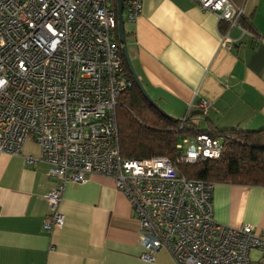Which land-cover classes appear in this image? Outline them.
Listing matches in <instances>:
<instances>
[{"label":"built area","instance_id":"obj_1","mask_svg":"<svg viewBox=\"0 0 264 264\" xmlns=\"http://www.w3.org/2000/svg\"><path fill=\"white\" fill-rule=\"evenodd\" d=\"M192 1L228 24L223 37L232 27L246 31L243 7L231 0ZM141 9L142 0H126L124 20L134 22ZM116 25L110 0H0V155L48 164L53 186L44 195L51 210L44 227L64 224L58 205L67 182L96 173L114 180L138 219L141 259L155 263L164 248L175 264H264V234L214 219L213 183L180 175L167 157L120 156L117 98L132 80ZM210 105L202 99L198 106L205 114ZM29 138L38 157L22 152ZM222 140L185 136L177 162L217 159Z\"/></svg>","mask_w":264,"mask_h":264},{"label":"crops","instance_id":"obj_2","mask_svg":"<svg viewBox=\"0 0 264 264\" xmlns=\"http://www.w3.org/2000/svg\"><path fill=\"white\" fill-rule=\"evenodd\" d=\"M242 7L255 36L232 27L223 37L224 23L192 0H142L140 15L125 23L135 71L167 114L195 116L201 129L264 128V0ZM202 99L211 102L205 114ZM22 152L38 157L40 149L29 138ZM47 169L0 155V264H175L164 248L155 263L141 259L138 219L109 176L67 182L58 205L64 224L46 229ZM212 200L217 222L264 234V187L215 183Z\"/></svg>","mask_w":264,"mask_h":264},{"label":"trees","instance_id":"obj_3","mask_svg":"<svg viewBox=\"0 0 264 264\" xmlns=\"http://www.w3.org/2000/svg\"><path fill=\"white\" fill-rule=\"evenodd\" d=\"M126 0H123L125 2ZM241 6L244 0H231ZM116 13L117 0H110ZM124 20V35L128 34ZM225 30L228 24L224 21ZM239 24L255 34L250 21L243 17ZM256 35V34H255ZM123 65L132 80V86L117 98L116 125L119 152L122 158H150L163 156L171 159L178 173L190 179L209 183H226L264 187V128L245 129L240 127L201 129L194 121L195 116L177 119L161 112L142 93L125 63L122 44L118 39V28L114 32ZM127 44V43H126ZM200 114V113H198ZM207 133L221 137L222 151L217 159H202L187 163L179 159L177 142L185 136Z\"/></svg>","mask_w":264,"mask_h":264},{"label":"water","instance_id":"obj_4","mask_svg":"<svg viewBox=\"0 0 264 264\" xmlns=\"http://www.w3.org/2000/svg\"><path fill=\"white\" fill-rule=\"evenodd\" d=\"M117 28H118V39L119 42L122 44V53L124 56L125 63L133 77V80L136 82L144 96L153 104L155 105L161 112L166 113L163 111L149 96L147 91L145 90L144 86L142 85L135 68L133 66V63L131 61V58L128 53L126 41H125V35H124V18H123V0H117ZM167 114V113H166Z\"/></svg>","mask_w":264,"mask_h":264}]
</instances>
